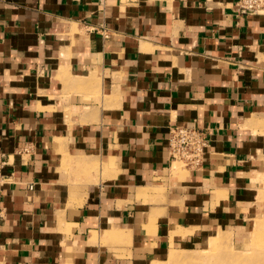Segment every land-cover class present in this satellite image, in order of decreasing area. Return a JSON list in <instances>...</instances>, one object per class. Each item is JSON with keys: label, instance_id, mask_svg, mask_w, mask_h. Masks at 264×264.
Masks as SVG:
<instances>
[{"label": "crops", "instance_id": "obj_1", "mask_svg": "<svg viewBox=\"0 0 264 264\" xmlns=\"http://www.w3.org/2000/svg\"><path fill=\"white\" fill-rule=\"evenodd\" d=\"M235 1L0 0V264L156 261L250 217L264 15ZM170 125L205 130L200 167Z\"/></svg>", "mask_w": 264, "mask_h": 264}, {"label": "rangeland", "instance_id": "obj_2", "mask_svg": "<svg viewBox=\"0 0 264 264\" xmlns=\"http://www.w3.org/2000/svg\"><path fill=\"white\" fill-rule=\"evenodd\" d=\"M174 162L175 170L187 168L181 161ZM257 180L261 187L256 210L243 223L223 225L171 246L168 255L156 261L146 259L128 264H184L176 258L179 253L195 255L196 264H264V173Z\"/></svg>", "mask_w": 264, "mask_h": 264}, {"label": "built area", "instance_id": "obj_3", "mask_svg": "<svg viewBox=\"0 0 264 264\" xmlns=\"http://www.w3.org/2000/svg\"><path fill=\"white\" fill-rule=\"evenodd\" d=\"M235 6L240 13L263 14L264 0H236ZM107 35V28H101ZM209 137L202 128L195 125H170L168 128L167 148L172 161H181L187 168H198L203 164L204 155L209 147ZM19 153L31 151L28 145L19 148ZM10 164V155L0 147V184H3L9 176L4 172L5 167ZM35 187L31 182L29 189Z\"/></svg>", "mask_w": 264, "mask_h": 264}, {"label": "bare ground", "instance_id": "obj_4", "mask_svg": "<svg viewBox=\"0 0 264 264\" xmlns=\"http://www.w3.org/2000/svg\"><path fill=\"white\" fill-rule=\"evenodd\" d=\"M177 260L183 262L184 264H196V256L189 253H179L176 256Z\"/></svg>", "mask_w": 264, "mask_h": 264}]
</instances>
